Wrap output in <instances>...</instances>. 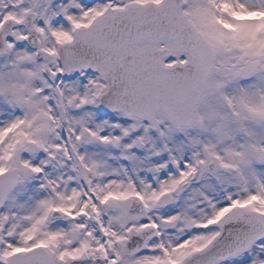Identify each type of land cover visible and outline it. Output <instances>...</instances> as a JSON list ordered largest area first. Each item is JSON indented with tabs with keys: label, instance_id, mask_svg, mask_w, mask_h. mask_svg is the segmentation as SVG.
Returning a JSON list of instances; mask_svg holds the SVG:
<instances>
[{
	"label": "snow or ice",
	"instance_id": "obj_1",
	"mask_svg": "<svg viewBox=\"0 0 264 264\" xmlns=\"http://www.w3.org/2000/svg\"><path fill=\"white\" fill-rule=\"evenodd\" d=\"M0 264H264V0H0Z\"/></svg>",
	"mask_w": 264,
	"mask_h": 264
}]
</instances>
